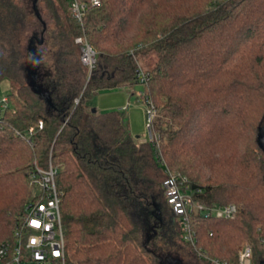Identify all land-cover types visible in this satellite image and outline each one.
Returning <instances> with one entry per match:
<instances>
[{"label": "trees", "instance_id": "16d2710c", "mask_svg": "<svg viewBox=\"0 0 264 264\" xmlns=\"http://www.w3.org/2000/svg\"><path fill=\"white\" fill-rule=\"evenodd\" d=\"M32 10L49 25V66L23 43ZM80 36L95 51L93 67ZM139 52L156 55L149 68ZM5 79L15 89L0 107V240L32 198L36 165L51 162L68 264H179L147 242L158 236L154 223L167 232L152 203L165 195L169 168L202 189L201 201L239 206L229 219L193 212L194 249L167 203L173 234L198 263L236 262L247 241L254 264H264V0H101L83 24L69 0H0ZM136 83L155 104L159 149L132 136L123 111L88 105L98 90Z\"/></svg>", "mask_w": 264, "mask_h": 264}, {"label": "built area", "instance_id": "2783aa9c", "mask_svg": "<svg viewBox=\"0 0 264 264\" xmlns=\"http://www.w3.org/2000/svg\"><path fill=\"white\" fill-rule=\"evenodd\" d=\"M101 0H69L72 15L83 24L89 4L100 5ZM83 43L82 61L93 67L95 51L82 36L76 39ZM88 53L91 55L87 57ZM145 98V93H141ZM7 96L0 98V107L7 102ZM148 120L147 136L138 138L139 142H153L159 149V134L153 128L156 117L155 104L146 100ZM122 111L126 110L124 106ZM40 127L43 122L40 121ZM161 156V153H159ZM168 179L165 182V198L175 213L180 225V237L186 243L196 247V232L191 215L193 212L205 217L234 218L239 210L236 203L207 204L201 201L200 188H192L186 176L166 168ZM58 167L51 162L46 168H36L31 174L33 195L24 210L19 212L17 223L11 235L0 240V264H68L66 257V239L61 211L62 192L59 190L56 176ZM200 256L203 255L199 252ZM210 264H254L253 249L249 242H242L238 249L237 261L230 263L219 258L206 256Z\"/></svg>", "mask_w": 264, "mask_h": 264}, {"label": "rangeland", "instance_id": "374dc122", "mask_svg": "<svg viewBox=\"0 0 264 264\" xmlns=\"http://www.w3.org/2000/svg\"><path fill=\"white\" fill-rule=\"evenodd\" d=\"M33 1L34 0H25V3L29 2L32 5ZM38 5H41V3L38 2ZM43 17L47 21L46 16L44 15ZM30 21L32 22L31 26L27 27V30L23 33V43L28 46L29 54H34L32 52L35 48L40 57H42V62H44L46 66H49L52 62L50 52L51 47L48 42L49 25H47L48 27L45 26L44 28L42 22L35 19L34 11L31 13ZM43 40L44 42L38 45V42H42ZM29 47L32 48V50H30ZM29 54L27 58L30 59L31 55ZM138 58L144 68H149L156 60V55H153V53L150 54L149 52H139ZM14 89V85L8 79L0 82L1 97L11 93ZM145 90L146 86L143 83H136L133 87L101 89L95 92L88 99V105L91 108H96L101 112L112 110L122 111L121 109L126 106V110L123 111V113L125 115V121L130 133L136 139H138L137 137L144 138L147 136V125L149 123L147 104L145 98L143 95H141V93H145ZM144 188L146 187L144 186ZM153 202L154 203L152 204L154 209H156L157 215H160V218H164L165 221L168 222V225L166 226L167 232H165L161 226H158L154 223L153 229H157L158 236L155 238L150 236L148 242L150 244V248L156 250L160 255H167V258L170 260L173 258H175V261L180 260L182 264H199L191 248L185 244L183 245L173 234V229L175 226L174 224L169 223L172 213L166 202L165 195L163 196L162 194L158 193L157 195L153 196ZM153 233L154 232L152 231L151 234ZM173 240L174 242L172 244ZM192 247L194 249L197 248L194 247V245H192Z\"/></svg>", "mask_w": 264, "mask_h": 264}, {"label": "water", "instance_id": "95a60500", "mask_svg": "<svg viewBox=\"0 0 264 264\" xmlns=\"http://www.w3.org/2000/svg\"><path fill=\"white\" fill-rule=\"evenodd\" d=\"M96 110H97L96 108H92L93 112H95ZM258 139H259L260 144L264 147V124L260 126L259 128ZM149 239H150V236L148 237L147 242H149ZM179 264H182V263L179 261Z\"/></svg>", "mask_w": 264, "mask_h": 264}, {"label": "bare ground", "instance_id": "6f19581e", "mask_svg": "<svg viewBox=\"0 0 264 264\" xmlns=\"http://www.w3.org/2000/svg\"><path fill=\"white\" fill-rule=\"evenodd\" d=\"M89 56H91V55L88 53L87 57H89Z\"/></svg>", "mask_w": 264, "mask_h": 264}]
</instances>
